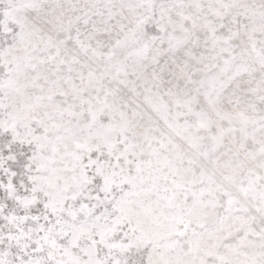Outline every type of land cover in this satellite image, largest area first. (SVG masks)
<instances>
[{
  "label": "snow or ice",
  "instance_id": "1",
  "mask_svg": "<svg viewBox=\"0 0 264 264\" xmlns=\"http://www.w3.org/2000/svg\"><path fill=\"white\" fill-rule=\"evenodd\" d=\"M0 264H264V0H0Z\"/></svg>",
  "mask_w": 264,
  "mask_h": 264
}]
</instances>
